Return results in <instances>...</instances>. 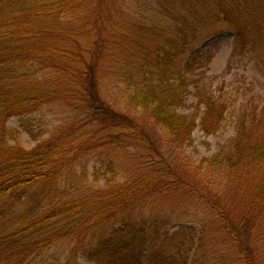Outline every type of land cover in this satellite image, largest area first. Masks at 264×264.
I'll use <instances>...</instances> for the list:
<instances>
[{"label":"trees","instance_id":"trees-1","mask_svg":"<svg viewBox=\"0 0 264 264\" xmlns=\"http://www.w3.org/2000/svg\"><path fill=\"white\" fill-rule=\"evenodd\" d=\"M215 25L232 37L227 70L264 68V0H0V264L58 244L63 264H264V103L241 105L204 158L198 181L214 193L177 178L158 147L225 130L227 104L197 76ZM45 109L60 124L28 149L9 122ZM101 149L133 163L108 157L109 175L77 190ZM148 201L168 207L146 216ZM199 205L210 233L174 223Z\"/></svg>","mask_w":264,"mask_h":264},{"label":"rangeland","instance_id":"rangeland-1","mask_svg":"<svg viewBox=\"0 0 264 264\" xmlns=\"http://www.w3.org/2000/svg\"><path fill=\"white\" fill-rule=\"evenodd\" d=\"M214 35L216 36L213 42L214 47L210 46L205 48V51L212 50L210 54L212 56L211 61L206 68L200 69L197 72V76L210 84L215 94L227 104L231 113L228 115L225 130L211 137H205L197 130L193 134V145L188 147H176L170 142L165 143L163 146L158 145L161 154L164 156V160L171 165L172 172L175 176L183 180L186 185H193L202 195H205L206 192H215L214 189H211L205 184L201 185L198 181L201 174L205 172L203 160L204 158L211 157L219 146L225 143V141L234 134V120L232 121V115L238 108L240 109L241 105L251 108L254 105L264 103L263 66H258L256 63L251 62L245 67H235L232 65L234 68L227 70L226 64L231 51V34L227 31L225 25H215L207 32L206 36L213 37ZM238 66L242 65L239 64ZM192 102H194V98L189 99L188 105ZM188 111L189 110H186V112ZM130 116L136 120H138L139 117L135 113H130ZM59 118L60 117L57 116L55 112L50 113L49 110L45 109L40 115H33L26 120L21 121L19 119H12L9 122V128L16 133V136H18L24 147L29 149L35 146L36 142L46 140L50 134L54 132L56 126L60 124ZM27 128L31 129V134H28ZM155 134L161 136L160 132H157V130L153 132L152 136ZM108 157L114 161L115 166H117L119 162H123L128 166L133 163L129 159V156L122 153V151L107 152L103 149L98 150L82 159L79 164L87 169V186L83 189H77V186H80V184L75 181L74 184L68 185L69 189L67 194L74 188L81 191L89 189V186L95 185L97 177L100 176V178H104L103 175L107 173L104 163H106ZM156 159L158 158L156 157ZM164 160V165H167ZM79 165H77V169H80ZM95 166L96 169H94ZM108 173L107 175H109ZM159 206L168 207L166 201H159L156 203L148 201L144 210L146 216L155 213V210H159V208H157ZM200 209L201 205L197 206L194 210H189L183 216L178 214V218L174 223L192 225L194 228L200 229L201 226L197 222V218H199L200 222H204L205 232L207 234L210 233L215 226L216 220L209 215L210 211L206 212ZM195 215L199 216L195 217ZM173 226L175 228H172V230L176 229L178 225ZM213 232V237H217L218 230H213ZM207 240L210 243H214L209 239ZM213 241L216 240L213 239ZM209 242H204L203 246L205 248L208 247L210 245ZM67 250L68 248L66 245H53L41 256L31 259L25 264H63ZM82 263L88 264L85 261H82Z\"/></svg>","mask_w":264,"mask_h":264}]
</instances>
